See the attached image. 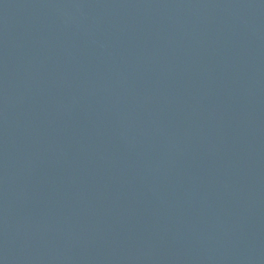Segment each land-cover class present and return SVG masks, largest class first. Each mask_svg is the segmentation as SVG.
Masks as SVG:
<instances>
[{"label":"water","instance_id":"obj_1","mask_svg":"<svg viewBox=\"0 0 264 264\" xmlns=\"http://www.w3.org/2000/svg\"><path fill=\"white\" fill-rule=\"evenodd\" d=\"M0 264H264V0H0Z\"/></svg>","mask_w":264,"mask_h":264}]
</instances>
